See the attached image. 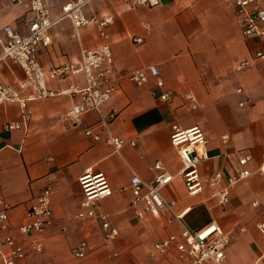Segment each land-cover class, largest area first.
I'll use <instances>...</instances> for the list:
<instances>
[{
  "label": "crops",
  "instance_id": "1",
  "mask_svg": "<svg viewBox=\"0 0 264 264\" xmlns=\"http://www.w3.org/2000/svg\"><path fill=\"white\" fill-rule=\"evenodd\" d=\"M46 1L52 19H58L63 6L74 0ZM260 1L264 7V0ZM135 3L92 0L83 9L89 18L114 19L108 43L118 81L111 101L100 113L88 112L77 125L67 127L62 117L78 103L77 98L33 101L27 128L6 131V123L22 122L23 112L15 103L0 105V200L10 206L9 230L0 228V264L8 252L4 245L8 235L27 254L16 264H78L72 251L85 241L92 247L89 264H186L175 247L152 257L154 245L180 235L184 224L199 230L212 222L231 238L224 264H264V235L258 226L264 225V176L258 173L264 163V60L246 71L235 70L259 50L261 41L244 38L234 9L224 0H162L160 7L133 9ZM29 19L28 0L20 4L0 0V56L5 39L2 30L11 26L25 34ZM50 36L52 44L39 54L45 69L77 63L81 49L94 50L104 44L95 28H83L76 37L67 18L51 29ZM136 39L142 43L136 44ZM150 66L159 68L167 88L174 92L170 103L153 96V79L141 87L129 80L131 73ZM24 80L17 64L0 60V83L28 97L30 90L20 89ZM73 83L83 84V77L50 85L59 89ZM238 89L243 93L238 94ZM189 93L198 99L196 111L184 106ZM112 114L115 118L109 128L125 142L119 152L86 136L89 129L102 131L101 120ZM174 125L183 130L200 125L209 140L210 160L201 166L206 189L198 197L188 196L180 176L181 159L170 139ZM241 151L253 156L252 176L236 186L224 208L211 199L209 179L218 172L235 174ZM158 161L173 177L162 189V197L176 202V214L191 208L183 223L167 212L158 219L150 214L144 220L136 217L131 178L151 182L158 174L154 169ZM89 171L105 173L110 181L112 195L100 200L97 209L119 231L114 241L103 240L99 221L78 218L83 202L79 178ZM47 189L52 190L51 224L42 233L21 235L17 228L30 221L31 207ZM38 244L41 253L35 250Z\"/></svg>",
  "mask_w": 264,
  "mask_h": 264
},
{
  "label": "built area",
  "instance_id": "2",
  "mask_svg": "<svg viewBox=\"0 0 264 264\" xmlns=\"http://www.w3.org/2000/svg\"><path fill=\"white\" fill-rule=\"evenodd\" d=\"M12 3H23L24 0H10ZM92 0H74L63 6L58 19H52L46 0H28L27 32L21 34L11 26L2 30L5 35L3 52L0 60L9 59L17 64L25 74V80L20 84L21 90H30L28 97H23L21 92L10 85L0 83V105L15 103L23 112L22 122H10L4 125L6 131H17L26 129L31 121L28 111L29 103L55 99L59 97L77 98L78 103L62 117L67 127L77 125L79 118L91 111L100 113L107 105L116 91L117 73L114 67V55L108 41L110 39L109 29L114 22L111 16L86 17L83 9ZM190 2L198 0H188ZM235 11L244 38L259 39L261 47L254 55L235 66L237 72H243L252 68L257 61L264 60V7L260 0H224ZM139 5L160 7L162 0H136L135 9ZM70 19L73 23L75 36L83 28H95L104 44L94 50L81 49L80 61L72 64L60 65L51 69H45L39 62L40 51L52 44L50 36L51 29L63 19ZM1 32V31H0ZM136 44L142 43V39H136ZM82 76L83 84H69L59 89L53 88L51 82H65L74 76ZM129 80L138 87L147 85L151 79L155 82L153 96L162 103H170L175 94L167 88L166 82L161 76L157 66H150L138 70L128 76ZM243 93L242 89L237 90ZM244 105L243 103L241 104ZM184 106L188 111H196L199 108L198 99L193 93L184 96ZM115 114L107 119H102V131L94 132L89 129L86 136L95 142L104 141L116 152L125 144L124 140L112 134L109 126ZM171 144L178 151L182 169V177L189 197H198L204 193L206 185L202 179L201 166L210 160L209 140L204 129L200 125L192 126L183 130L177 125L173 126ZM224 142L227 137H224ZM135 145V143H132ZM239 170L233 175H224L221 172L213 174L209 179V187L212 190L211 199L220 206L226 207L230 196L236 186L252 176L249 169L253 161L250 152L241 151L237 154ZM158 171L156 177L149 183L143 182L139 177L133 176L129 189L132 193V207L135 209L136 217L144 220L146 214L158 219L164 212L169 213L172 218L182 223L191 208L182 213H175V201H168L162 197L161 191L172 180L173 177L164 172L163 164L158 161L154 165ZM258 173L264 176V163L259 167ZM79 185L83 195V202L78 214L79 219L97 220L101 223L103 240L111 242L120 235L117 228L112 224L109 217L99 214L97 203L112 195V187L105 173L86 172L79 178ZM52 190H45L39 197L37 203L29 211L30 221L20 225L17 230L21 235H32L42 233L52 222L53 209L51 206ZM256 206V204H255ZM10 206L0 200V228L9 230L8 211ZM259 229L264 235V225L259 224ZM231 242L230 236L217 223L193 230L183 225L180 235H173L154 245L152 257L177 249L179 256L186 264H224L226 260V249ZM8 252L4 255V264H16L27 256L25 249L12 236L8 235L4 241ZM38 253L42 252V245L35 246ZM92 247L88 242H82L76 246L72 253L78 264H89L88 257Z\"/></svg>",
  "mask_w": 264,
  "mask_h": 264
}]
</instances>
